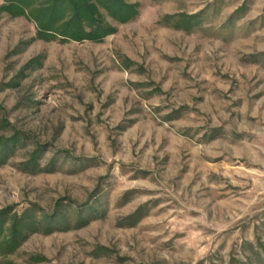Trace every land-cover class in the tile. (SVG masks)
<instances>
[{"label": "rangeland", "instance_id": "rangeland-1", "mask_svg": "<svg viewBox=\"0 0 264 264\" xmlns=\"http://www.w3.org/2000/svg\"><path fill=\"white\" fill-rule=\"evenodd\" d=\"M65 4L0 0V264H264V0Z\"/></svg>", "mask_w": 264, "mask_h": 264}, {"label": "trees", "instance_id": "trees-1", "mask_svg": "<svg viewBox=\"0 0 264 264\" xmlns=\"http://www.w3.org/2000/svg\"><path fill=\"white\" fill-rule=\"evenodd\" d=\"M111 1H113V0H111ZM64 2L66 3L64 6V8H65L64 10L70 11L72 13V16L81 17V15H83L85 13H89L91 15V17L93 15H94V17H96L93 5L91 6L89 4L90 0H64ZM98 27H99V24L92 27L91 29H89L90 32L88 34L91 35V33L95 32L96 29H98ZM93 29H95V30H93ZM80 33H83V32H80Z\"/></svg>", "mask_w": 264, "mask_h": 264}]
</instances>
